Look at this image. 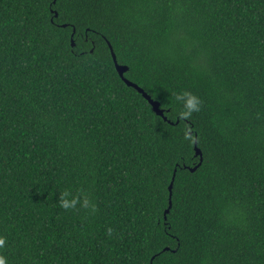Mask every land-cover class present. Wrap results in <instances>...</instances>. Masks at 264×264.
Segmentation results:
<instances>
[{"label": "trees", "instance_id": "1", "mask_svg": "<svg viewBox=\"0 0 264 264\" xmlns=\"http://www.w3.org/2000/svg\"><path fill=\"white\" fill-rule=\"evenodd\" d=\"M0 239L4 264H264V0H0Z\"/></svg>", "mask_w": 264, "mask_h": 264}, {"label": "water", "instance_id": "2", "mask_svg": "<svg viewBox=\"0 0 264 264\" xmlns=\"http://www.w3.org/2000/svg\"><path fill=\"white\" fill-rule=\"evenodd\" d=\"M56 2V0H55ZM63 27H66V25H63ZM72 45L75 46V42L74 40L72 39ZM108 45H109V48H110V51L112 53V57H113V61H114V64H115V67H116V70L119 74V76L121 77V79L124 81V83L128 86V87H132L134 88L135 90H137L141 95H143V97L149 102V104L152 106L153 108V111L156 113L157 116L159 117H162L164 118L165 121H168V119L165 117V111L161 109V105L158 101H155L151 98L150 95H148L140 86H138L137 84L131 82L130 80H128L126 77H125V74L129 71V68L125 65H120L118 63V60H117V56L114 52V49L112 47V45L110 44V42H108ZM169 122V121H168ZM170 123V122H169ZM195 150H196V153H197V156H199L201 158V161H200V164L195 167V168H192L190 169L191 172H195L198 167L202 164L203 162V156H202V152L201 150L198 148L197 146V141H196V144H195ZM175 178H176V173L174 174V177H173V180H172V183L169 187V191H170V206L168 208V210L165 212V219H167V215L169 214L170 212V209L172 208V195H173V188H174V181H175ZM167 251L169 250V248L166 249ZM155 258H153L154 260Z\"/></svg>", "mask_w": 264, "mask_h": 264}, {"label": "clouds", "instance_id": "3", "mask_svg": "<svg viewBox=\"0 0 264 264\" xmlns=\"http://www.w3.org/2000/svg\"><path fill=\"white\" fill-rule=\"evenodd\" d=\"M187 111L183 113L184 116H188L191 114V112L193 111H198V103L195 99V97H191L189 100H188V103H187ZM67 195V194H65ZM74 203V202H69L67 199H65L63 201V207L65 208H68L71 206V204ZM4 241L2 239H0V245H3ZM0 264H4V260L2 258H0Z\"/></svg>", "mask_w": 264, "mask_h": 264}]
</instances>
